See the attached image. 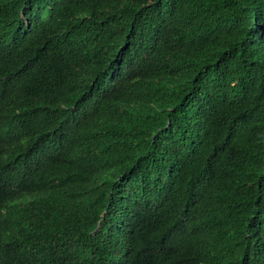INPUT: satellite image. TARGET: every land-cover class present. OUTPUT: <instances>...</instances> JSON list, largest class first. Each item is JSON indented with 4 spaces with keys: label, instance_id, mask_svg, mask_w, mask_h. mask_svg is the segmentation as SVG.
<instances>
[{
    "label": "trees",
    "instance_id": "1",
    "mask_svg": "<svg viewBox=\"0 0 264 264\" xmlns=\"http://www.w3.org/2000/svg\"><path fill=\"white\" fill-rule=\"evenodd\" d=\"M126 239L264 264V0H0V264Z\"/></svg>",
    "mask_w": 264,
    "mask_h": 264
},
{
    "label": "clouds",
    "instance_id": "2",
    "mask_svg": "<svg viewBox=\"0 0 264 264\" xmlns=\"http://www.w3.org/2000/svg\"><path fill=\"white\" fill-rule=\"evenodd\" d=\"M7 160L2 167H6ZM113 262L111 264H170L169 251L165 249H154L142 255L136 245L130 240L122 241L116 247Z\"/></svg>",
    "mask_w": 264,
    "mask_h": 264
}]
</instances>
